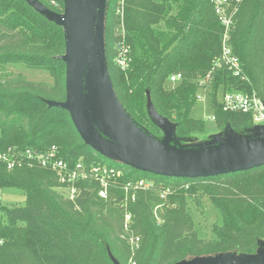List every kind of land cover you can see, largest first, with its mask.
I'll return each mask as SVG.
<instances>
[{"label":"trees","instance_id":"1","mask_svg":"<svg viewBox=\"0 0 264 264\" xmlns=\"http://www.w3.org/2000/svg\"><path fill=\"white\" fill-rule=\"evenodd\" d=\"M39 1L65 11L66 0ZM231 3L229 41L240 75L216 64L224 26L212 0H108L104 47L111 81L124 110L153 138L163 140L165 133L151 109L175 125L179 136L205 132V121L191 115L202 79L212 86L218 129L229 124L248 139L257 137L250 128L253 115L224 110L217 92L264 99V0ZM124 48L126 68L117 62ZM65 50L66 31L55 19L29 0H0V191L14 187L26 196L24 205L0 206V264H173L256 253L264 242V166L188 178L158 176L104 157L85 144L69 111L52 103L67 97ZM21 61L48 69L54 83L8 70ZM174 74L181 79L172 84ZM52 146L71 164H107L122 173L111 179L107 197L99 195L98 181L88 179L71 199L60 191L54 170L25 155ZM140 179L150 180V187L125 190ZM203 197L223 216L207 239L197 233L189 206L190 199Z\"/></svg>","mask_w":264,"mask_h":264},{"label":"water","instance_id":"2","mask_svg":"<svg viewBox=\"0 0 264 264\" xmlns=\"http://www.w3.org/2000/svg\"><path fill=\"white\" fill-rule=\"evenodd\" d=\"M29 2L41 14L55 19L66 31V50L61 58L66 63L67 97L65 102L52 103L69 111L81 138L96 152L115 162L158 176L206 178L264 166V132L258 127L254 139L235 137L234 141L219 146L176 148L172 144L174 125L151 109L155 120L165 132V138L158 140L149 135L128 115L116 95L106 61L104 38L101 41L100 68L105 100L103 116L96 123L92 113L89 79L99 30L101 0H78L73 17L71 0H66L64 13L51 10L39 0ZM173 264L234 262L232 253H227L217 257L197 256Z\"/></svg>","mask_w":264,"mask_h":264},{"label":"rangeland","instance_id":"3","mask_svg":"<svg viewBox=\"0 0 264 264\" xmlns=\"http://www.w3.org/2000/svg\"><path fill=\"white\" fill-rule=\"evenodd\" d=\"M77 5L78 0H71V17L75 15ZM107 8L108 0H101L99 30L96 36L94 49L95 52L93 55V63L89 79L90 100L93 107L92 113L94 115L96 123H99V120L103 116L102 107L105 100L103 96L104 85L100 68V56L102 52L101 41L104 38L105 34V19ZM7 68L12 73H20L26 79L31 81L42 82L48 85H52L54 83V78L52 77L50 71L46 68L30 67L22 61L11 63ZM201 82L202 88L199 89L198 94L201 95L202 98H198L196 100L195 105L192 108L191 115L195 118H200L204 120L206 123V130L204 133H193L188 136H179L176 132V126L174 125V139L176 141L174 146L176 145V148L202 149L213 146H219L234 141L235 137H244L245 135L244 133L235 131L229 124H227L226 128L223 130L218 129L213 119L211 83L207 82L205 84V79H202ZM222 98V91L219 90L217 92V99L222 100ZM97 106L99 107V110L97 109ZM257 127L262 132H264V123L252 125L250 128L252 129L253 133L257 131ZM0 197V206H21L26 203V196L24 192L14 187H9L4 189L3 191H0ZM189 206L193 215L194 226L199 236L205 239L211 238V229L213 225L215 223H222L223 221V216L221 212L216 208V206L211 202L208 197H203L201 199H190ZM232 255L234 264H240L242 262H247L248 264H264V242L261 241V247L256 253Z\"/></svg>","mask_w":264,"mask_h":264},{"label":"built area","instance_id":"4","mask_svg":"<svg viewBox=\"0 0 264 264\" xmlns=\"http://www.w3.org/2000/svg\"><path fill=\"white\" fill-rule=\"evenodd\" d=\"M123 2L124 0H120L121 4ZM212 2L218 18L224 26L222 52L216 59V64L219 65L222 62L228 65L235 75H240L242 73L241 63L229 41L230 30L234 24L235 9L232 7L231 0H212ZM127 54L128 48H124L117 57V62L122 68H126L128 65ZM180 79V74H174L169 78L172 84L177 83ZM198 98L201 99L202 96L198 94ZM221 101L224 110L251 113L255 124L264 123V99L255 93L231 91L225 93ZM25 155L28 158L36 159L41 166L54 170L61 184L60 191L71 199H74L80 192L79 182L88 179L98 181L101 185L99 195L107 197L111 179L122 173L121 169L108 166L107 164H92L87 166L82 161L71 164L59 155V150L56 146H52L49 150L41 153L27 149ZM151 183L148 179H140L135 182L130 181L125 185V190L128 192L135 189H147ZM130 216V214H126L127 221L130 219Z\"/></svg>","mask_w":264,"mask_h":264}]
</instances>
